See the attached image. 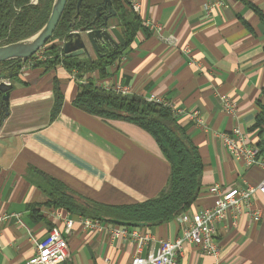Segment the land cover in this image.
<instances>
[{"label": "crops", "instance_id": "crops-1", "mask_svg": "<svg viewBox=\"0 0 264 264\" xmlns=\"http://www.w3.org/2000/svg\"><path fill=\"white\" fill-rule=\"evenodd\" d=\"M127 1L140 5L139 14L133 13L141 29L105 78L97 72L79 77L59 64L48 71L27 67L19 72L21 82L13 84L0 126V215L17 217L0 226V264H26L52 227L68 245L69 261L63 264H130L135 255L133 239L112 240L106 230H86L83 217L48 205L39 188L47 175L81 202L84 197L124 205L151 199L166 185L170 166L149 134L73 106L83 80L117 84L128 95L169 105L203 164L199 195L186 212L212 206L211 185L245 189L264 180L259 166L233 159L219 138L239 128L264 160V0ZM56 92L62 100L53 117ZM220 96L228 98L230 112ZM251 203L261 212L260 221L243 214L235 220L228 212L217 225L219 264H264V198L255 195ZM66 221L72 223L68 232ZM135 229L150 236L143 257L160 241L181 235L176 218ZM216 262L191 244L175 259V264Z\"/></svg>", "mask_w": 264, "mask_h": 264}, {"label": "trees", "instance_id": "trees-1", "mask_svg": "<svg viewBox=\"0 0 264 264\" xmlns=\"http://www.w3.org/2000/svg\"><path fill=\"white\" fill-rule=\"evenodd\" d=\"M53 1L0 0V46L22 41L37 33L47 22ZM109 1L116 14L109 18L108 26L117 28L125 42L123 45L111 50H108L110 46L99 47L98 53L91 59L57 57L58 45L53 43L49 45L50 41L65 42L70 32L82 28L85 30L103 28V17L107 14V9H102L99 18L95 19L96 10L103 5V1L88 6L82 0L77 11L78 0H67L51 38L44 45L48 58L33 67L48 71L62 64L67 70L76 71L79 77L97 72L100 79L105 78L107 68L123 54L141 29V21L132 12L127 0ZM103 10H106V14ZM21 67L22 64L18 60L2 62L0 74H5L13 86L21 82L19 77ZM86 81V84H79L73 106L105 121L116 120L133 124L149 134L168 162L170 173L165 187L157 196L144 202L124 205H106L84 197L81 202V199L75 198L62 183L43 175L45 187L39 188L47 196L48 205L104 224L106 220H116L143 224L144 227L168 223L189 210L201 189L203 164L197 147L186 130L178 124L172 111L138 96H121L98 89L94 87L93 81L90 79ZM61 100V94L56 92L53 117L59 110ZM3 116L0 95V126ZM259 121L260 118L258 123Z\"/></svg>", "mask_w": 264, "mask_h": 264}, {"label": "built area", "instance_id": "built-area-1", "mask_svg": "<svg viewBox=\"0 0 264 264\" xmlns=\"http://www.w3.org/2000/svg\"><path fill=\"white\" fill-rule=\"evenodd\" d=\"M130 8L132 12L137 15L139 14V4L131 3ZM209 8L210 5L205 6V9ZM44 52L45 47H42L22 65L19 72H22L27 67H33L38 62L45 61L48 57ZM58 55L62 57L63 51H59ZM7 83L9 82L7 81ZM81 83L86 84L87 81L83 80ZM93 85L98 89L110 91L116 95L128 96V89L117 84L113 85L103 80H96L93 81ZM220 100L225 111L230 112L232 108L228 98L220 96ZM147 101L161 104L170 109L167 103L153 97ZM262 104L264 105V98ZM190 119L195 120L196 114H191ZM219 138L224 150L233 159L247 167L259 166L264 171V160L259 159L258 148L247 142L246 134L243 130L234 128L230 133L219 134ZM208 194L213 198L212 206L194 213L183 212L178 215L176 219L181 226V235L173 241H160L157 250L146 257H143L141 254L144 246L150 240L149 235L140 234L135 228L128 229L127 227L103 224L102 222L88 218H82L81 221L86 230H106L112 240L128 237L133 239L135 255L131 259L130 264H175L176 256L180 253L184 244L195 246L203 254L217 260L215 264H219L220 248L216 241L217 225L225 220L228 212L233 214L235 220L243 214L249 216L253 222L260 221L261 212L252 208L251 202L252 198L258 194L264 198V180L257 185H250L245 189H221L219 185L214 184L208 188ZM9 216L17 217V215L13 214ZM9 216L0 215V226ZM71 225L70 221H66L65 227L67 232L71 229ZM67 261H69L67 242L60 230L57 227H52L46 237L36 245L35 254L28 259L26 264H63Z\"/></svg>", "mask_w": 264, "mask_h": 264}, {"label": "water", "instance_id": "water-1", "mask_svg": "<svg viewBox=\"0 0 264 264\" xmlns=\"http://www.w3.org/2000/svg\"><path fill=\"white\" fill-rule=\"evenodd\" d=\"M66 1L67 0L53 1L48 20L37 33L22 41L0 46V63L18 60L23 65L38 52L51 38L59 22ZM81 2L82 0H78L77 2V11ZM102 9H107V14L103 17V28L92 30H85L82 28L68 34L67 40L62 48L66 58L85 56L87 59H91V50L97 53L99 47L119 46L125 43L117 28L115 26H108L109 18L116 14L112 10L109 0H103V5L97 8L95 19L99 18ZM7 81L6 75L0 74V95L4 112L3 120L7 116L9 95L13 88ZM105 222L120 227L141 228L145 226L143 224L123 223L116 220H106Z\"/></svg>", "mask_w": 264, "mask_h": 264}, {"label": "rangeland", "instance_id": "rangeland-1", "mask_svg": "<svg viewBox=\"0 0 264 264\" xmlns=\"http://www.w3.org/2000/svg\"><path fill=\"white\" fill-rule=\"evenodd\" d=\"M100 1H103V0H84V4H85V5H88V6H92L93 4L100 3ZM52 43L58 45L59 51L62 52V47H63V43H64V41H57V40L52 41V42L50 41L49 45H52ZM43 47H44V46H43ZM90 52H92V51H90ZM44 53H46V50H45ZM58 53H59V52H58ZM58 53H57V55H58ZM63 56H64V54H63ZM63 56H62V57L57 56V57H60V58L62 59ZM91 56H92V55H91ZM93 57H94V56H93ZM80 58H86V57H85V56H80ZM34 66H35V65H34Z\"/></svg>", "mask_w": 264, "mask_h": 264}, {"label": "flooded vegetation", "instance_id": "flooded-vegetation-1", "mask_svg": "<svg viewBox=\"0 0 264 264\" xmlns=\"http://www.w3.org/2000/svg\"><path fill=\"white\" fill-rule=\"evenodd\" d=\"M103 13L106 14V10H103ZM104 14H102V16H104ZM116 47H118V46H111L108 50H111L112 48H116ZM91 51H92L91 52L92 53V56L91 57L95 56L98 53V52L95 53L93 50H91Z\"/></svg>", "mask_w": 264, "mask_h": 264}]
</instances>
